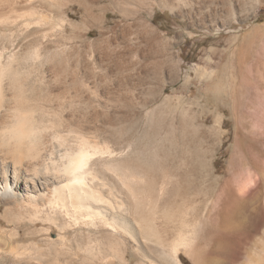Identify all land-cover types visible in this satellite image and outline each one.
<instances>
[{
  "label": "rangeland",
  "instance_id": "1",
  "mask_svg": "<svg viewBox=\"0 0 264 264\" xmlns=\"http://www.w3.org/2000/svg\"><path fill=\"white\" fill-rule=\"evenodd\" d=\"M13 2L0 0V10L14 16L11 9H16L31 21L49 17L47 26L36 30L52 33L53 50L67 42L62 36L71 38L69 78L80 83L86 97L96 92L106 100L107 130L114 118L122 129L134 123L121 139L122 163L156 160L150 166L157 171L167 136L196 130L206 164L199 194L188 195L197 205L177 204L174 224L165 220L164 205L173 200L171 187L165 186L153 207L157 214H149L154 217L150 225L159 226L166 240V252L177 245L182 264H264V0ZM59 23H65L62 29ZM21 30L27 31L19 29L17 35ZM206 173L214 181L213 197L207 194ZM242 187L247 194L241 198ZM235 202L238 212L226 219ZM178 232L184 241L175 240ZM49 238L57 240L58 232ZM48 242L9 240L2 250L11 259L12 250L28 249L34 255L29 264H39L50 251L55 254ZM129 246L103 264H174L154 242L142 250Z\"/></svg>",
  "mask_w": 264,
  "mask_h": 264
},
{
  "label": "bare ground",
  "instance_id": "2",
  "mask_svg": "<svg viewBox=\"0 0 264 264\" xmlns=\"http://www.w3.org/2000/svg\"><path fill=\"white\" fill-rule=\"evenodd\" d=\"M18 1L13 3L18 6ZM11 10L17 15L0 10V241H50L46 245L55 254L50 251L39 264H103L107 257L120 254L122 246L127 251L135 243L142 250L154 242L174 264H182L177 245L166 252V240L159 235L157 224L158 228L150 225L154 217L149 214H157L153 207H158L165 186L173 194L169 204L162 202L168 221L175 218L177 204L189 203L190 193L199 194L206 164L196 130L167 136L160 146L164 160L157 171L150 166L153 162L122 163L121 139L133 130L134 123L122 129L114 118L108 131L102 110L106 100L96 92L86 97L80 83L69 78L72 65L67 45L71 38L62 36L67 44L53 50L52 33L36 30L47 26L46 17L31 21L24 13ZM59 24L62 29L65 23ZM22 28L27 31L17 35ZM206 175L207 194L213 197L214 181ZM246 194V187L240 188L239 196ZM193 203L197 205L192 200L190 206ZM238 208L233 203L225 218ZM55 232L59 238L51 240ZM178 233L181 236L175 240L184 241L183 233ZM2 249L0 264H29L34 259L28 249L12 250L11 259Z\"/></svg>",
  "mask_w": 264,
  "mask_h": 264
},
{
  "label": "water",
  "instance_id": "3",
  "mask_svg": "<svg viewBox=\"0 0 264 264\" xmlns=\"http://www.w3.org/2000/svg\"><path fill=\"white\" fill-rule=\"evenodd\" d=\"M6 245H7V242H6V241H0V246H1L2 248H5Z\"/></svg>",
  "mask_w": 264,
  "mask_h": 264
}]
</instances>
